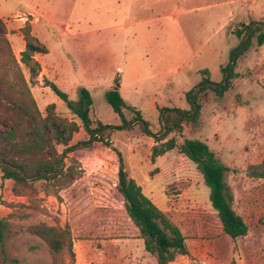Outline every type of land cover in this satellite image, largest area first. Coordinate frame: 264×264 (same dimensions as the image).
I'll return each instance as SVG.
<instances>
[{
	"label": "rangeland",
	"instance_id": "obj_1",
	"mask_svg": "<svg viewBox=\"0 0 264 264\" xmlns=\"http://www.w3.org/2000/svg\"><path fill=\"white\" fill-rule=\"evenodd\" d=\"M0 19L17 61L26 27L45 48L35 56L41 69L37 78L32 80L23 65L20 71L42 116L54 104L56 117L79 126L69 145L88 136L47 82L72 102L84 88L92 100L93 126L121 124L104 98L117 89L151 132L144 134L137 124L106 130L111 147L94 143L73 153L78 164L56 187L41 190L33 184L14 197L11 184L0 180V217L12 214L15 225L9 236L12 255L23 264H53L33 227L69 224L76 236L74 259L70 262L64 251L56 264H156L143 240L127 236L133 228L115 186L116 149L144 196L185 238L188 255L171 264H264V178L247 173L249 167L264 172V43L259 47L253 37L237 58L238 77L222 97L210 91L201 97L195 126L158 136L160 109L188 111L186 93L202 78L222 80L220 69L240 45L242 29L264 22V0H0ZM123 113L127 121L134 117L131 110ZM170 139L176 145L187 139L204 142L228 168L225 182L232 209L247 226L245 236L233 240L223 233L201 173L177 148L151 161L152 149Z\"/></svg>",
	"mask_w": 264,
	"mask_h": 264
},
{
	"label": "trees",
	"instance_id": "obj_2",
	"mask_svg": "<svg viewBox=\"0 0 264 264\" xmlns=\"http://www.w3.org/2000/svg\"><path fill=\"white\" fill-rule=\"evenodd\" d=\"M263 29L264 22L250 23L242 29L244 35L240 45L237 50L230 53L228 65L220 69L222 80L213 83L208 78H202L197 86L186 93L185 99L190 104L188 111L160 109L163 112L158 136L165 138L173 132H181L183 125L197 124L201 97L205 96L207 91L222 97L231 88V81L238 77L235 72L237 58L247 52L253 37H256L259 47L263 45ZM23 32L24 49L17 61L6 37L5 24L0 19V180L11 184L10 191L14 197L20 195L21 189L33 184H37L41 190L56 187L69 176L73 165L78 164V161L71 157L73 153L90 149L94 143L111 147L105 141L106 130L121 131L137 124L144 134L148 136L151 134L148 124L142 121L139 112L126 106L117 89L108 91L104 98L119 117L121 124L109 126L96 122L93 126V121L89 117L92 100L84 88L79 89L77 100L72 102L53 83L47 82L46 86L77 117L88 136L86 141L69 145L72 135L78 131L79 126L73 121L56 117L54 104L48 105L45 116H42L20 71V65H23L32 80L37 78L41 69L35 56L46 52L45 48L30 35L27 27ZM125 109L134 112V117L130 121L125 119L123 113ZM59 145L63 146L60 152L57 150ZM175 148L195 164L201 173L209 189L211 207L218 216L223 233L233 240L245 236L247 226L231 206L232 197L225 182L228 168L204 142L191 139L184 140L180 145H176L175 141L170 139L154 147L151 161L154 162L157 157ZM112 151L117 157L115 186L123 200L122 214L133 228V234L127 236L143 240L145 251L156 257V264H171L177 256L188 255L185 238L178 227L144 196L141 188L128 175L120 152L116 149ZM247 173L251 178H264V172L256 167H249ZM19 206L25 207L23 204ZM11 216L12 214L0 217V264H23L22 259L9 251V236L15 226L9 221ZM33 230L48 245V250L53 256V264L60 261L59 258L64 251L69 256V261L73 262L72 241L76 236L69 224L64 226L41 224L33 227Z\"/></svg>",
	"mask_w": 264,
	"mask_h": 264
},
{
	"label": "crops",
	"instance_id": "obj_3",
	"mask_svg": "<svg viewBox=\"0 0 264 264\" xmlns=\"http://www.w3.org/2000/svg\"><path fill=\"white\" fill-rule=\"evenodd\" d=\"M23 49H21L20 51H22Z\"/></svg>",
	"mask_w": 264,
	"mask_h": 264
}]
</instances>
